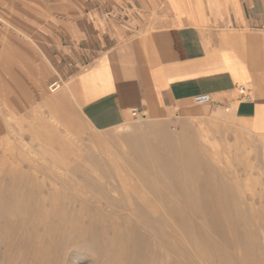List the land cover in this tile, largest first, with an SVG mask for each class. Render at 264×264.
<instances>
[{"label": "rangeland", "instance_id": "obj_1", "mask_svg": "<svg viewBox=\"0 0 264 264\" xmlns=\"http://www.w3.org/2000/svg\"><path fill=\"white\" fill-rule=\"evenodd\" d=\"M13 1L27 26L0 17V30L34 39L38 62L3 41L0 264H264V137L193 100L203 115L130 112L93 129L42 63L79 0Z\"/></svg>", "mask_w": 264, "mask_h": 264}, {"label": "crops", "instance_id": "obj_2", "mask_svg": "<svg viewBox=\"0 0 264 264\" xmlns=\"http://www.w3.org/2000/svg\"><path fill=\"white\" fill-rule=\"evenodd\" d=\"M18 5L0 0V17L27 26ZM69 8L74 17L58 18L42 63L65 80L93 129L124 124L134 108L203 115L189 104L208 94L198 104L212 118L264 137V0H79ZM2 30L0 52L3 41L15 55L26 47L21 58L33 67L34 39Z\"/></svg>", "mask_w": 264, "mask_h": 264}, {"label": "bare ground", "instance_id": "obj_3", "mask_svg": "<svg viewBox=\"0 0 264 264\" xmlns=\"http://www.w3.org/2000/svg\"><path fill=\"white\" fill-rule=\"evenodd\" d=\"M56 84H58L56 82ZM60 85H58L57 87H59ZM56 87V88H57ZM56 88L54 89H51V91H55ZM156 142V141H155ZM144 145V144H143ZM146 145V144H145ZM144 145V146H145ZM117 148V147H116ZM133 151L135 153H137L138 155L140 156H143V157H147L148 158V150L146 148H140L137 144L133 146ZM183 152L188 156V161L186 162L187 163V168L190 169L191 167H194L195 165H197L198 163V158H197V154H196V151L193 149V147H189V148H184L183 149ZM154 155V154H153ZM175 155V154H174ZM193 158V159H192ZM143 159V158H142ZM144 160V159H143ZM145 162V161H144ZM153 162H157V160L154 158L153 159ZM159 162V161H158ZM149 163V162H148ZM177 164V163H176ZM175 164V165H176ZM179 165V164H178ZM166 168H172L171 165H165ZM153 172V171H152ZM154 177H156L154 175ZM184 193V192H183ZM183 195V194H182ZM30 203V202H29ZM38 208V207H37ZM69 218V217H68ZM50 231V230H49ZM59 233V232H58ZM70 237V236H69Z\"/></svg>", "mask_w": 264, "mask_h": 264}, {"label": "built area", "instance_id": "obj_4", "mask_svg": "<svg viewBox=\"0 0 264 264\" xmlns=\"http://www.w3.org/2000/svg\"><path fill=\"white\" fill-rule=\"evenodd\" d=\"M0 27H1V21H0ZM71 64V63H70ZM52 88H56L58 86V84H56V82H53L51 84ZM194 100L197 102V103H205V102H209L210 101V96L208 94H200V95H197ZM131 114L133 116H136L138 114V111L137 109H132L131 110Z\"/></svg>", "mask_w": 264, "mask_h": 264}]
</instances>
